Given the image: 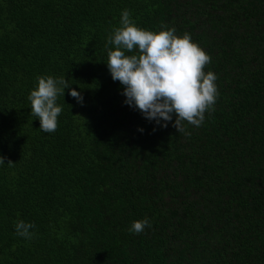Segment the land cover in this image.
Here are the masks:
<instances>
[{
    "label": "trees",
    "instance_id": "trees-1",
    "mask_svg": "<svg viewBox=\"0 0 264 264\" xmlns=\"http://www.w3.org/2000/svg\"><path fill=\"white\" fill-rule=\"evenodd\" d=\"M123 9L210 55L218 97L187 135L123 103ZM43 75L83 96L64 90L52 133L28 100ZM0 155V264H264V0H0Z\"/></svg>",
    "mask_w": 264,
    "mask_h": 264
},
{
    "label": "clouds",
    "instance_id": "clouds-1",
    "mask_svg": "<svg viewBox=\"0 0 264 264\" xmlns=\"http://www.w3.org/2000/svg\"><path fill=\"white\" fill-rule=\"evenodd\" d=\"M108 43L114 46L108 50L106 61L111 79L122 86L123 103L146 120L160 127L171 122L177 132L187 135L185 122L199 127L205 113L214 110L217 76L204 70L211 57L188 32L177 34L174 26L164 24L155 31L142 28L130 11L123 9L120 24L113 28ZM66 88L70 96L83 103L81 92L71 87L65 75L37 77L28 100L31 115L39 120L42 132H55L62 112L58 99ZM3 164L5 157L0 155V165ZM150 226L151 220L143 217L134 220L129 231L140 233ZM34 228V223L23 219L14 224L16 235L25 239L32 238Z\"/></svg>",
    "mask_w": 264,
    "mask_h": 264
}]
</instances>
